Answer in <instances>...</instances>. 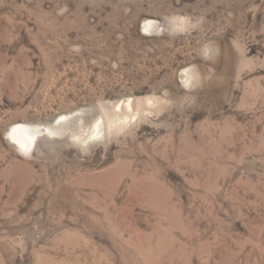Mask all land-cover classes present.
<instances>
[{"label":"rangeland","instance_id":"rangeland-1","mask_svg":"<svg viewBox=\"0 0 264 264\" xmlns=\"http://www.w3.org/2000/svg\"><path fill=\"white\" fill-rule=\"evenodd\" d=\"M0 264H264V0H0Z\"/></svg>","mask_w":264,"mask_h":264},{"label":"bare ground","instance_id":"bare-ground-1","mask_svg":"<svg viewBox=\"0 0 264 264\" xmlns=\"http://www.w3.org/2000/svg\"><path fill=\"white\" fill-rule=\"evenodd\" d=\"M145 27L148 31L158 32L161 30V25L152 20L148 21ZM130 104L131 102L128 103L129 107ZM78 118L79 116L76 117V115L70 117L58 116L53 119L52 123L47 124L16 120L10 130H8V139L11 143L17 145L22 152L31 155L38 149L42 142H51L65 136L67 131L76 124ZM100 134V126L96 124L88 140L97 138Z\"/></svg>","mask_w":264,"mask_h":264}]
</instances>
